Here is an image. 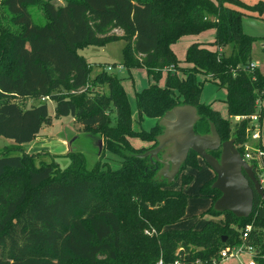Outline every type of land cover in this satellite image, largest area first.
<instances>
[{
	"label": "trees",
	"instance_id": "1",
	"mask_svg": "<svg viewBox=\"0 0 264 264\" xmlns=\"http://www.w3.org/2000/svg\"><path fill=\"white\" fill-rule=\"evenodd\" d=\"M61 1L59 6L44 3L46 22L37 25L30 9L38 0H2L1 9L11 26L0 18V136L11 140L17 151L41 138L42 127L52 123L50 101L54 117L73 118L85 132L99 135L103 150L121 159L120 167L88 170L73 152L66 154L71 163L65 169L53 161L36 167L33 155L23 152L1 154L0 264H157L160 260L211 264L222 249L241 244L248 225L246 242L258 252L257 264H264L263 200L254 195L252 211L244 218L215 211L214 203L221 196L212 188L216 177L204 183L200 194L211 200L206 214L220 217L219 221H208L199 230L174 229L184 219L189 196L170 190L172 182L159 175L162 165L142 157L157 146L163 126L134 130L121 80L104 71L90 79L91 65L78 54L89 46L123 40L119 66L128 71L142 68L155 82L166 73L164 87L151 84L136 94L140 119H161L176 107L191 106L198 117L194 134L207 135L213 125L225 142L230 119L241 118L232 135L243 156L248 117L256 113V99L264 100V78L256 68H249L254 39L244 34L243 13L235 7L261 13V3L249 7L240 0ZM208 30H214L216 50L193 43L182 67L171 45ZM200 75L225 90L228 119L200 103L204 83ZM25 99L38 103L21 108L18 101ZM259 114L264 119V108ZM131 138L150 147L134 148ZM219 151L208 153L214 156ZM197 157L190 150L176 177L186 166L199 168ZM253 170L259 181L263 172ZM190 179L184 177L183 182Z\"/></svg>",
	"mask_w": 264,
	"mask_h": 264
},
{
	"label": "rangeland",
	"instance_id": "2",
	"mask_svg": "<svg viewBox=\"0 0 264 264\" xmlns=\"http://www.w3.org/2000/svg\"><path fill=\"white\" fill-rule=\"evenodd\" d=\"M52 2L56 5H62L61 0H38L36 6L30 9L32 15V21L34 24L43 25L46 22V16L42 9V6L46 2ZM244 5L249 7H254L256 4L261 3L262 11L261 13L257 10H245L235 7L236 9L242 11V30L244 34L252 37L254 41L252 42L251 48V62L255 64L257 71L264 78V0H240ZM2 0H0V18L5 26H11L8 21V17L3 13L1 9ZM13 29H15L13 27ZM206 33V32H205ZM192 37H187L182 39V41H176L174 47L172 46V51L176 58L179 60L180 65L183 67V62L185 60V55L187 49L192 45ZM212 36L210 33L204 35V47L209 50H216L215 45H213ZM125 42L123 40H118L106 44L105 46H89L78 50V54L83 56L87 63L91 65L90 79H94L101 71L106 72L108 75H115L121 80L122 86L125 90L127 100L129 102L131 116L136 123L134 128L137 131H149L152 127L156 125L154 119L142 117L139 118L138 108L136 103V94L147 88L151 84H157L159 87L165 86L166 73L163 72L161 78L158 81H153L150 79L146 71L142 68H133L129 71L120 68L119 64L123 63V49ZM225 52L229 53L230 48L224 49ZM117 66V67H116ZM107 67H111L108 71ZM179 77L182 74L178 73ZM200 81L204 82L202 87V92L200 96V103L205 106H210L212 110L218 112L222 118L228 119L226 105L224 100L226 98V92L224 89L219 88L212 80L204 79L201 75L198 78ZM38 101L35 99H25L19 100L18 104L21 108H28L33 104H37ZM48 113L51 116L52 123L50 126H43L41 132L42 143L46 145L48 151L45 149H39L37 147L32 153L27 152V147H20V151H17L15 144L4 137L0 136V155L3 153H8L15 155L17 153H26L27 155H33L34 164L38 167L40 164H47L53 161L57 164L59 168H67L71 161L70 157L63 155V147L60 145V141L64 137L69 141L72 137L71 135H76V140L71 143L70 152L76 153L83 160L84 167L91 170L95 166L99 170H105L104 166L109 165L112 170L119 169L121 159L111 154L107 150H103L102 142L103 139L99 135H94L84 131V128L76 122L73 118H56L54 117V105L52 102L47 103ZM111 125H115V114L112 112L110 114ZM74 120V121H73ZM237 119H230L231 132L229 134V140H233L232 132L237 124ZM73 125V127L71 126ZM262 138L264 142V120L262 123ZM164 132V129H163ZM162 132V134H163ZM80 133V134H79ZM162 134L160 136H162ZM68 135V136H66ZM159 136V137H160ZM157 137V140L159 139ZM165 139H170V134L165 135ZM138 142H143L138 140ZM39 142V144H42ZM65 144V143H64ZM256 145V144H255ZM101 147V148H100ZM173 149L171 145L170 150ZM216 159L220 158V151L218 154L214 155ZM219 161V160H218ZM197 162L199 163V168L192 166H186L182 173L170 182L172 184L169 186L170 190L182 191L184 194L189 196L184 219L178 224L174 225V229L177 230H187L194 228L196 230L201 229L205 223L208 221H219L220 217H211L206 214V212L211 208V200L209 198L203 197L200 194V190L204 183L211 178H215L213 171L203 163V160L198 156ZM170 172L171 169H168ZM171 173V172H170ZM162 177V174H160ZM189 176L190 182L185 184L183 178ZM216 179V178H215ZM264 187V185H263ZM251 258L249 256L243 255L240 259H230L224 264H247Z\"/></svg>",
	"mask_w": 264,
	"mask_h": 264
},
{
	"label": "water",
	"instance_id": "3",
	"mask_svg": "<svg viewBox=\"0 0 264 264\" xmlns=\"http://www.w3.org/2000/svg\"><path fill=\"white\" fill-rule=\"evenodd\" d=\"M161 126L164 127V136L155 148L147 151L142 157L148 156L162 165L159 175L168 181L173 180L190 150H193L213 171L216 176L212 188L221 193L220 198L214 203V210L218 212L229 211L239 218L247 217L253 207L254 195L264 202V189L254 175L253 167L244 161L234 147V141L221 142L215 128L210 125L207 135L199 136L193 132V126L198 120L195 108L181 106L167 112L162 118ZM162 134V135H163ZM170 134V139L163 138ZM173 135H182L180 142ZM66 140V137L63 138ZM76 138H71L64 144L63 155L70 152V146ZM158 141V140H157ZM173 143V149L168 151L169 157L162 150ZM101 148V147H100ZM220 150V158L216 159L208 151ZM161 154L159 157L158 155ZM168 160L172 163L171 173L168 171ZM219 160V161H218ZM224 241V239L222 240Z\"/></svg>",
	"mask_w": 264,
	"mask_h": 264
},
{
	"label": "built area",
	"instance_id": "4",
	"mask_svg": "<svg viewBox=\"0 0 264 264\" xmlns=\"http://www.w3.org/2000/svg\"><path fill=\"white\" fill-rule=\"evenodd\" d=\"M121 68V66H120ZM251 70L255 69L254 63L249 65ZM107 70L110 71L111 67H107ZM264 95V90L262 91ZM256 113L248 117V126L246 129V142L244 144L245 154L242 156L245 162H247L253 168L261 170L263 173L260 177L259 183L263 187L264 185V151L261 149V146H264L262 138V123L259 111L264 108V100L258 97L255 101ZM237 121L241 118H235ZM243 119V118H242ZM256 144V145H255ZM251 230V226H246L245 231L241 237L242 242L240 245L226 247L222 249L219 254L212 259L211 264H224L230 259H240L241 256L246 255L251 258L247 264H257L256 259L259 258L258 252L256 249L246 242L248 237V232ZM147 233V232H146ZM261 259L264 260V255L261 256ZM157 264H164L161 260ZM172 264H178L177 261ZM199 264V263H196ZM239 264H243L240 262Z\"/></svg>",
	"mask_w": 264,
	"mask_h": 264
},
{
	"label": "crops",
	"instance_id": "5",
	"mask_svg": "<svg viewBox=\"0 0 264 264\" xmlns=\"http://www.w3.org/2000/svg\"><path fill=\"white\" fill-rule=\"evenodd\" d=\"M206 32V33H205ZM205 32H202V33H200V34H198V35H188V36H184V37H182V38H180L178 41H182V39H184V38H187V37H192V40H190V42L191 43H187V45L188 44H193V43H199V44H204V43H202V42H204V41H202V40H204V35H206L207 33H210V36H212V40L210 41L211 43L214 41V36H215V33H214V30H208V31H205ZM174 44H172L171 45V49H172V46H173ZM174 47V46H173ZM216 47V46H215ZM212 50V49H211ZM184 65V64H183ZM255 65V64H254ZM122 69H124L123 67H121ZM66 118H70V117H66ZM72 119V118H71ZM132 120H133V123H136L135 121H134V119L132 118ZM74 121V120H73ZM154 122L157 124H160L161 122H162V120L161 119H154ZM162 124V123H161ZM72 127H73V125H71ZM164 128V127H163ZM133 129L134 130H136L135 128H134V124H133ZM41 132H42V129H41V131H40V134L39 135H41ZM80 134V133H79ZM66 136H68V135H66ZM75 136L76 135H71L70 137H72V138H75ZM162 136H164V134L162 135ZM174 137H176L180 142L183 140V136L182 135H173ZM161 138V137H160ZM160 138L158 139V143H159V141H160ZM41 139H46V138H36L34 141H32V142H30V143H26V144H23L22 145V147H27L28 148V150H27V152H29V153H32L33 152V150L35 151V149L37 148V147H39V149H45V150H47L48 151V148H46L45 146L46 145H44V143H42L43 142V140H41ZM138 140L139 139H137V138H131V139H129V142H130V144L134 147V148H148V147H150V143H148V142H138ZM42 141V142H41ZM39 142L40 143H42V144H39ZM68 140L66 139V140H62V141H60V145H61V147H63V152L62 153H64V151H65V146H64V143L66 144L67 143V145H68ZM171 145H173V143H171V144H169V145H167L163 150H162V152H161V154L163 155L164 153L166 154V156L167 157H169L170 155L168 154V151L170 150V147H171ZM102 146H103V142H102ZM168 164H169V169H171L172 168V163H171V161L170 160H168Z\"/></svg>",
	"mask_w": 264,
	"mask_h": 264
}]
</instances>
